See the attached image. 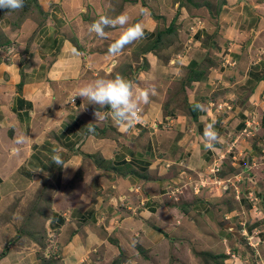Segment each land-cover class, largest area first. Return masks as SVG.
<instances>
[{
  "label": "crops",
  "instance_id": "1",
  "mask_svg": "<svg viewBox=\"0 0 264 264\" xmlns=\"http://www.w3.org/2000/svg\"><path fill=\"white\" fill-rule=\"evenodd\" d=\"M139 1L142 39L156 40L175 19L156 41L174 63L143 78L132 69L134 88L154 94L127 131L111 118L95 120L98 106L71 100L97 78H125L120 59L88 52L84 23L72 20L78 0H37L43 17L23 22V50L0 51V203L44 185L63 190L43 217L47 241L10 246L0 264H41L44 256L60 264L118 256L120 264H205L209 255L223 256L221 264H264V0H216L180 23L185 0H161L167 8ZM209 123L225 138L215 151L198 140ZM56 155L79 167L62 168ZM40 175L47 184L35 181ZM201 181L207 185L192 188Z\"/></svg>",
  "mask_w": 264,
  "mask_h": 264
},
{
  "label": "rangeland",
  "instance_id": "2",
  "mask_svg": "<svg viewBox=\"0 0 264 264\" xmlns=\"http://www.w3.org/2000/svg\"><path fill=\"white\" fill-rule=\"evenodd\" d=\"M78 1L79 3L81 2V4L78 9L74 10L72 20H74L75 18L76 21H80L84 23L83 29L85 31L83 34L84 36L88 35V47L86 45L88 52L92 53V52L98 51L100 55H103L104 57L107 58L106 60L112 59L111 56L113 54H110L109 47L119 37L121 33V29L118 27L117 28H112V27L106 28L105 31L107 33V37L99 38L95 36L94 33L88 32V26L93 21L98 19L101 15H107L109 17H114L117 14L126 13L130 17L129 22L131 24L138 23L142 26V28L144 27V20H143V17H141L142 14L140 10H138V8H141V6L142 7L144 6L142 5L143 3L141 4L142 1H139V0H136V1H133V0H78ZM86 1L92 4L94 2L97 3L96 4L97 11L87 8V10L81 12L80 9H84L87 6ZM131 1L136 3L133 9L130 8V5L126 6V3L127 2L131 3ZM154 1H156L155 3H158V5L162 6V8H167V5L163 4L161 0H154ZM193 1L195 3H199L201 6L203 5L202 2L204 0H193ZM195 3L191 6L192 9L179 6L178 15H177V23L182 22V20H187L189 18L190 19L192 18L191 16H193L195 11L199 9V6H197ZM37 4H38L37 0H25L24 7L21 10H18L15 12H5V10L0 9V51L3 50L5 51L6 54H9L11 48H16V51L18 52H21L23 50V47L20 41L24 44H26L27 42L24 40V38L20 39L19 37V35L21 34L20 31H21V26L23 22L27 19L40 20L43 17L42 15L43 11L39 8ZM99 6H101L102 11L99 10L98 8ZM145 8L150 10L148 7H145ZM153 9L157 13H160L161 8H159V6L158 8L153 7ZM161 13H164V12H161ZM191 27L194 28V26H191ZM158 32H161V31L157 30L156 34H158ZM254 35L257 36L255 32H254ZM257 37H259V35ZM161 41L162 40H160L159 42ZM134 42L137 43V46H138V51H136V53L132 49ZM134 42L126 45L122 49V51H120L119 53L113 56L114 59L115 58L120 59L121 73L127 80L129 81L136 80V78L133 77L134 74L132 72V69L135 70L134 72L135 74L137 73L139 74L141 71L144 72L142 76L143 78L145 76V73H153L156 67H159L164 63L171 64V61L174 63V60L169 59L170 52H168L166 48L164 49V48L156 47L158 42L156 44V40L154 39L152 40L151 37H149L147 40H144L141 38ZM25 46L27 47V45ZM0 57H3L2 53H0ZM122 61H129L130 64L128 62H122ZM224 98L226 97L224 96ZM60 120L61 118L58 119V121L56 122H59ZM96 128L97 127L94 126L93 122H89V126L86 129V132H90V129L92 131L96 130ZM92 133L93 132H90V135H92ZM94 133L97 134L99 133V131L94 132ZM63 141H68V140H63ZM80 142H81L80 139H76L77 145H80ZM238 149L239 151H241L239 155L244 153V149L242 148V146H241V149L239 147ZM261 150H264V147H262ZM261 150H260V154H261ZM69 152L70 150L67 153ZM239 155L237 153L235 158H238ZM56 156L59 157V155H56ZM102 160H104V158H102ZM233 160H234L233 158L228 159L226 161V165H228L229 167H231V164L235 165L234 163H232ZM40 176L41 177L39 179L38 178L35 179V181H37V183L40 182L43 185L47 184L48 182L47 178L42 175ZM51 182L53 184H58L57 180L51 181ZM203 185L205 186L207 184L203 181ZM181 188H183V186L180 187L179 192H181L182 190ZM61 191L63 190L61 188L60 183L56 187L55 185L54 186L44 185L43 189L35 191V192L24 190L22 191V193H15L13 197L10 198V200H4L0 203V255L1 253H3L2 251H4V249L7 251L10 246L11 248H22L26 246L25 244L27 243V241H30L33 238L38 239L40 241V244H42L43 242L42 240L44 239V237L47 241L48 236L45 235V231H43V228H42V223L44 220L43 217L49 210L50 200H53V199L56 200L60 198L61 193H62ZM18 231L20 232L19 234L22 235L21 237L18 234ZM175 239H177V237H175ZM187 240L188 239H182L181 244L182 243L184 244V241H187ZM44 251H45L44 245H41V249L38 252V256L39 257H41V255L43 256ZM41 264H60V262L59 261L56 262V258L46 259V257L44 256V258H42L41 260ZM250 264H258V263L254 262Z\"/></svg>",
  "mask_w": 264,
  "mask_h": 264
},
{
  "label": "clouds",
  "instance_id": "3",
  "mask_svg": "<svg viewBox=\"0 0 264 264\" xmlns=\"http://www.w3.org/2000/svg\"><path fill=\"white\" fill-rule=\"evenodd\" d=\"M25 0H0V9L5 12H15L24 7ZM130 17L126 13H120L114 17L101 15L88 26V32L94 33L99 38H106V28H120L119 37L110 45V54H117L122 49L134 41L143 37V28L140 24H131ZM150 94L154 90L137 89L131 81L117 75L115 78H97L80 87L72 96H79L87 100V104L98 106L94 111L95 120L111 118L122 131H127L134 122L139 120V108L141 104L150 103ZM107 109V112L101 111ZM200 143L206 150H218L217 145L223 144L225 138L218 133L214 125L209 123L203 130V134L198 137ZM53 161L62 168H76L72 163H65L59 157H54ZM262 161V160H261ZM264 162V161H263Z\"/></svg>",
  "mask_w": 264,
  "mask_h": 264
},
{
  "label": "trees",
  "instance_id": "4",
  "mask_svg": "<svg viewBox=\"0 0 264 264\" xmlns=\"http://www.w3.org/2000/svg\"><path fill=\"white\" fill-rule=\"evenodd\" d=\"M216 0H204L203 1V5L205 4L206 7L210 6V7H213L214 3H215ZM180 3H182V5H185L187 8H189L190 6H192L195 2L193 0H185V1H181ZM221 3L222 1H220L219 3L216 4V9H218L220 6H221ZM197 6H200L199 3H195ZM38 5V4H37ZM39 6V5H38ZM40 8V7H39ZM195 15L199 14V9H197V11H195ZM212 13V11L210 12ZM212 16V15H211ZM175 18V17H174ZM175 20V19H174ZM174 20H171V22L169 23L168 27L164 28L163 30H159L161 32H158L157 34V37L160 38L163 34L167 33V32H171V30H173V26H174ZM162 34V35H161ZM156 37V41L158 40V38ZM5 249L4 251H2L3 253H1L0 256L4 255L5 254ZM207 256V254L205 255ZM211 257V260H205L204 263L205 264H221V260L223 258V256H212V255H209ZM121 256H118L116 259H113L112 262L110 264H120L121 262V259H120ZM218 258V259H217Z\"/></svg>",
  "mask_w": 264,
  "mask_h": 264
},
{
  "label": "built area",
  "instance_id": "5",
  "mask_svg": "<svg viewBox=\"0 0 264 264\" xmlns=\"http://www.w3.org/2000/svg\"><path fill=\"white\" fill-rule=\"evenodd\" d=\"M261 156H259V159L260 160H263L264 161V150H261V154H260ZM210 171H211V173H215V172H217L218 171V165H214V167H212L211 169H210ZM185 183V182H184ZM188 184H191V181L189 182L188 180H187V183H186V185H188ZM181 186H185V185H181ZM180 186V187H181ZM199 186H203V182H199L198 184H193L192 185V188H194L195 190L197 189V188H199ZM180 187H177V188H175L174 189V191H176V192H179L180 191ZM173 192V191H172Z\"/></svg>",
  "mask_w": 264,
  "mask_h": 264
}]
</instances>
